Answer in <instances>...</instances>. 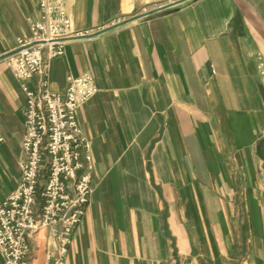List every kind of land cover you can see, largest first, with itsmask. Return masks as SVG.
Masks as SVG:
<instances>
[{
	"label": "crops",
	"instance_id": "0c3cea01",
	"mask_svg": "<svg viewBox=\"0 0 264 264\" xmlns=\"http://www.w3.org/2000/svg\"><path fill=\"white\" fill-rule=\"evenodd\" d=\"M174 2L67 0L82 36L51 59L50 88L88 72L97 92L77 112L94 169L65 264H264V0ZM38 14L0 0V201L24 159L4 56ZM28 242L25 264L54 249L47 228Z\"/></svg>",
	"mask_w": 264,
	"mask_h": 264
},
{
	"label": "built area",
	"instance_id": "2783aa9c",
	"mask_svg": "<svg viewBox=\"0 0 264 264\" xmlns=\"http://www.w3.org/2000/svg\"><path fill=\"white\" fill-rule=\"evenodd\" d=\"M66 4L38 0L30 35L17 38L15 49L4 56L21 82L25 103L19 181L0 201L1 264H25L28 237L42 228L54 239L43 264H65L92 193L90 141L77 112L97 92L94 78L88 72L68 75L63 91L52 90L49 81L51 59L64 53L68 40L82 36L72 30Z\"/></svg>",
	"mask_w": 264,
	"mask_h": 264
},
{
	"label": "water",
	"instance_id": "95a60500",
	"mask_svg": "<svg viewBox=\"0 0 264 264\" xmlns=\"http://www.w3.org/2000/svg\"><path fill=\"white\" fill-rule=\"evenodd\" d=\"M175 3H177V2H174V3H170L169 5H167V6H170V5H172V4H175ZM161 9V8H160ZM160 9H158V10H160ZM158 10H156V11H158ZM115 26H117V25H115ZM115 26H111V27H108L107 29H105V30H109V29H111V28H113V27H115Z\"/></svg>",
	"mask_w": 264,
	"mask_h": 264
}]
</instances>
